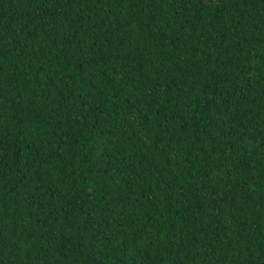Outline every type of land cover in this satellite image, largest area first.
<instances>
[{
  "label": "trees",
  "instance_id": "1",
  "mask_svg": "<svg viewBox=\"0 0 264 264\" xmlns=\"http://www.w3.org/2000/svg\"><path fill=\"white\" fill-rule=\"evenodd\" d=\"M0 264H264V0H0Z\"/></svg>",
  "mask_w": 264,
  "mask_h": 264
}]
</instances>
